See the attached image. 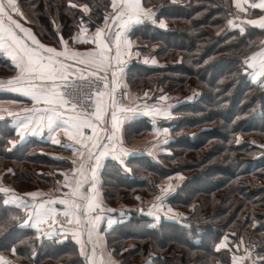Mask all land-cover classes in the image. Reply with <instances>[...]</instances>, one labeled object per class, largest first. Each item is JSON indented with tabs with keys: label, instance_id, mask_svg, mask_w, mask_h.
<instances>
[{
	"label": "trees",
	"instance_id": "1",
	"mask_svg": "<svg viewBox=\"0 0 264 264\" xmlns=\"http://www.w3.org/2000/svg\"><path fill=\"white\" fill-rule=\"evenodd\" d=\"M17 1L35 22L36 35L49 44L71 39L81 21L100 26L112 10L111 0ZM142 1L166 27L145 21L130 36L147 48L156 46L154 54L165 65L135 62L127 82L133 89L177 94L182 101L173 109L176 119L165 123L171 138L167 153L130 157L131 171L114 160L103 167L105 207L131 206L106 229L107 245L122 264H231L241 244L264 260V88L242 70L244 58L264 46V29L241 23L244 14L235 0ZM84 3L90 12L84 13ZM14 71L0 55V79ZM150 130L149 123L138 121L127 128V138ZM17 139L9 120L0 119L3 183L19 196L54 187L70 164L51 156L48 143ZM167 179L175 182L165 198L172 212L156 221L137 197L155 198ZM9 196L0 193V253L26 264H83L75 242L46 239L30 225L19 226L26 213L14 203L5 205ZM225 235L228 248L217 251Z\"/></svg>",
	"mask_w": 264,
	"mask_h": 264
},
{
	"label": "snow or ice",
	"instance_id": "2",
	"mask_svg": "<svg viewBox=\"0 0 264 264\" xmlns=\"http://www.w3.org/2000/svg\"><path fill=\"white\" fill-rule=\"evenodd\" d=\"M235 3L241 12L245 11L241 0H235ZM76 6L71 4V7ZM80 7L84 13L90 12L87 3ZM110 7L112 13L104 15L103 26L97 25L92 36L85 35L88 28L81 21L79 32L74 38L82 44H95V48L83 52L69 51L67 42L61 38L64 48L58 51L42 44L30 29L14 19L13 14L23 16L17 0H0V55L9 57L17 71L14 77L0 80V90L18 92L30 97L36 105H43L25 108L22 112L0 109V119H3L5 113L11 117L15 122V132L21 140L29 133L39 135L47 129L48 137L53 143L60 144L57 136L63 132L69 140L81 145L80 149H74L80 155L79 165L73 169L79 174V178L72 184L67 175L64 177L65 187H69L70 191L65 194V198L59 200L60 204L65 205L62 213L52 207L57 203L55 199L37 200L41 196L40 192L26 193V196L32 198L28 201L13 189L0 186V193H11V198L5 199L3 203H15L16 207L23 210L26 216L19 226L30 225L39 235L71 233L72 238L80 245L79 254L85 258L84 264H115L111 253L105 259L102 250L105 245L99 229L105 211L114 210L103 206L97 186L101 185L98 173L105 166L106 157L110 156L125 170L131 171L125 157L132 152L124 146L121 121L127 119L122 114L135 109L120 105L115 96L120 84L119 77L124 72L122 65L127 56L132 54L130 34L145 21L166 27L163 20L157 21V13L145 7L142 0H111ZM251 7L264 9V0L251 4ZM109 21L117 26L116 32L112 31ZM246 22L264 29V16L248 19ZM228 24L232 25L233 21L229 20ZM27 41H31V44ZM242 70L249 73L258 87L264 88V46L260 51L244 58ZM159 99L163 101L167 97L161 96ZM140 107L147 110L148 116L153 117L151 123L157 137L169 131L168 128L155 127L156 117L167 119L170 116L167 107L157 105L150 108L147 104ZM85 129H91V135L86 136ZM164 142L167 143L166 140ZM9 143L14 146L16 141ZM72 163L76 165L77 161ZM85 183L88 184V189L81 191ZM171 187H161L159 194L155 196V202L150 206L148 214L156 221L161 219V213L169 217L172 212L171 208L165 210V198ZM12 219L19 220L20 217L13 216ZM111 223L109 220V226ZM2 227L0 225V230ZM226 241L227 235L216 245L217 251L228 248ZM242 242V239L238 241L237 247ZM98 248L101 249L100 252L97 251ZM11 251L15 253V247ZM248 252L246 248V256L239 259L233 255L231 264H243L244 259L250 258ZM0 264L12 262L0 256ZM261 264H264V260Z\"/></svg>",
	"mask_w": 264,
	"mask_h": 264
},
{
	"label": "crops",
	"instance_id": "3",
	"mask_svg": "<svg viewBox=\"0 0 264 264\" xmlns=\"http://www.w3.org/2000/svg\"><path fill=\"white\" fill-rule=\"evenodd\" d=\"M17 3H18V6L23 13V16L13 14L14 19H17L21 24H23L24 27L30 29L32 31V33L35 35V37L42 44H44L45 46H48V47L56 48L58 51H62L64 48V44H62L61 42H59L57 44L45 43L36 35L34 28H33V25L35 24V22L25 11L22 10L18 1H17ZM142 3H143V1H142ZM253 3H259V0H241V4L245 9V11L241 12L240 9L238 8L239 13L241 12L242 14H244L243 19L241 20V23L248 24L246 22L248 19H259L261 16H264V9L252 8L251 4H253ZM256 10L260 11V14L257 15L256 17H254L251 14V12L253 13ZM111 13H112V10L109 14H111ZM109 23L111 25L112 31L116 32L118 30L117 26L114 24H111V21H109ZM103 24H104V21L100 26H103ZM85 27L88 28V32L85 35H87L89 37L92 36L93 33L95 32L96 27L95 28H89L88 26H85ZM77 34H78V32H77ZM77 34L74 35L71 39H64L63 38V40L67 42V47H68L69 51L83 52L85 50H91V49L96 47V45L92 44V43L82 44V43L78 42L76 39H74L77 36ZM21 35H23V34H21ZM61 38L62 37H60V41H61ZM130 38L132 40V48H131L132 54L127 56L125 63L122 65V67L124 68V72L119 77L120 84H119V87H117L116 91H115L116 99L120 105L135 109V111L122 114V115L127 117V119H124L121 121V127H122V131H123V136H124V146L129 148L132 152L131 155L125 157L126 161H127V159H129L130 157H133V156L135 157V156L149 155L152 157H157L160 154H164V153L168 152L166 149V146L168 145V143L171 140L169 133L168 132L166 134L161 133L159 135V137H157L156 132L153 130V124L151 123L153 117L148 116L147 110L143 109L140 106L147 104V105H149L150 108L157 106V105L167 107L168 111L170 112V116L167 119L161 118V117L155 118V120H156L155 127L159 128V129H163V128H166L165 127L166 122L176 119V116L173 114V109L176 106H178L179 104H181L180 101H182V98L179 97V95H177V94L165 93V91L157 89V88L133 89L128 84V82H127L128 81L127 80L128 69L133 63H135V62L139 63V64L141 63L143 65H147L150 67H163L165 65L163 62H160L157 59V57L155 56L152 49L148 50L149 48H147L143 45H140L136 39H133L131 36H130ZM27 43L31 44V41H27ZM113 47H114V45H113ZM155 50H156V47H155ZM2 56L5 59L10 60V58L7 57L6 55H2ZM15 75H17L16 70L9 77L1 78L0 80H7L9 78L14 77ZM101 75H103V73H101ZM108 79L110 80L111 77L109 76ZM117 91H121V94H118ZM1 93L9 95V97L6 99H4V98L0 99V109H9L11 111L22 112V110L25 108H33V107H42L43 106V105H36L35 102L31 100L30 97H26V96H24L18 92H12L10 90L5 89V90H0V94ZM145 93H147L146 96L144 95ZM161 96H166L167 99L162 101L159 99V97H161ZM3 119H8L9 123L15 129V127H14L15 122L13 121V119L11 117L7 116L6 113L4 114ZM138 121H144L146 123H149V125L151 126V130L148 131L147 133L143 134L142 136L134 137L131 140H129L127 138V128L129 126L133 125L134 123L138 122ZM84 133L86 136L91 135V129H85ZM57 138L60 140V144L53 143L52 140L49 139V137H48L47 129H45L44 132L39 134V135H32L31 133H29L24 137L23 140H21L18 137V139L16 141H17V143H20V142L22 143V142H25V141H28L31 139H37L39 141H43L45 143H48L51 147H53V150L50 151L51 156H53L57 159H60V160L67 161L70 164L69 169H66V170L60 172L61 178L56 180L54 187L34 191V192H40L41 193V196L37 197V200H47L48 198L55 199L57 201V203L55 205H52V207L56 208L59 213H62V211L65 208V205L60 204L59 200L62 198H65V194L70 191L69 187H65L64 177H65V175H67L69 177V183H72V184H74L76 182V180L79 178V174L77 172H74L73 169L78 167L79 162H80V155H79V152L75 151L74 149H80L81 145L75 144L74 141L69 140L67 138V136L64 135L63 132H60L59 135L57 136ZM165 140L167 141V143L164 142ZM153 145H156V147L153 148ZM110 160H112V158L110 156L106 157L105 161H104V165H106V163ZM73 161H77V164L74 165L72 163ZM102 169H103V167L100 169V171L98 173L101 184H102V179H101ZM168 185L172 186L170 191L168 192V194H170L175 188V186H174L175 182L173 179H167V180L163 181L160 188L161 187H167ZM97 187H98L100 194H101L102 204H103V206H105V198H104V195H103L102 190H101V185H98ZM87 189H88V184L85 183L83 185L81 191H85ZM21 197L25 200H28V201H31V199H32L31 197L26 196V195H22ZM8 198L10 199L11 196H9ZM154 202H155V198H149V199H146L145 201H142V199L139 197L137 204L139 205V207L145 206L148 209H150L151 204ZM130 207L131 206L128 207L127 205H120L119 207L111 208L114 211H110V212L105 211V213L103 214L104 218L99 225L101 236H102V239H103L104 245H105L104 248L102 249L104 254H105V259H107L108 254L111 253V259L115 262V264H121V262L119 259L115 258L113 253L109 250V247H108L107 241H106L105 231L108 227H111L112 224H114L116 222V220H117L116 214L121 215L124 213L125 210H127ZM167 208L168 207L166 206L165 210ZM109 220L112 221L111 226H109ZM56 227L58 228L59 225H56ZM40 236L43 238H46V239H56L58 242L73 241L76 243V241L72 238L71 233H62V234L53 233V235H51V236H47V235H40ZM86 238L87 237L85 234L84 239H86ZM77 245H78V248L80 251V245L79 244H77ZM241 246H242L241 247L242 252L239 251V252L234 254L238 259L246 256V253H245L246 246L243 244H241ZM88 247H91V245H88ZM97 251L100 252L101 249L98 248ZM248 255L250 258L244 259L243 264H261L262 258H259L254 252L249 251ZM0 256H2L4 259H6L8 261H11L12 264H26V263H23L21 258L19 256H16V255H8V254L0 253ZM81 259H82V262L84 264L85 258L83 256H81Z\"/></svg>",
	"mask_w": 264,
	"mask_h": 264
},
{
	"label": "rangeland",
	"instance_id": "4",
	"mask_svg": "<svg viewBox=\"0 0 264 264\" xmlns=\"http://www.w3.org/2000/svg\"><path fill=\"white\" fill-rule=\"evenodd\" d=\"M240 14H242L241 12H240ZM155 47L156 46H153V47H150L148 50H150V49H152V51L153 52H155ZM250 79H251V76H250ZM252 80V79H251ZM2 180H4V175H1L0 176V186H7V187H9V185L8 184H4L3 183V181ZM25 216V215H24ZM109 250L112 252V250L109 248ZM115 256V255H114ZM115 258H117V259H119L117 256H115ZM120 260V262H121V264H122V261H121V259H119Z\"/></svg>",
	"mask_w": 264,
	"mask_h": 264
},
{
	"label": "built area",
	"instance_id": "5",
	"mask_svg": "<svg viewBox=\"0 0 264 264\" xmlns=\"http://www.w3.org/2000/svg\"><path fill=\"white\" fill-rule=\"evenodd\" d=\"M118 94H121V91H117Z\"/></svg>",
	"mask_w": 264,
	"mask_h": 264
},
{
	"label": "water",
	"instance_id": "6",
	"mask_svg": "<svg viewBox=\"0 0 264 264\" xmlns=\"http://www.w3.org/2000/svg\"><path fill=\"white\" fill-rule=\"evenodd\" d=\"M245 73H247V72L245 71Z\"/></svg>",
	"mask_w": 264,
	"mask_h": 264
}]
</instances>
